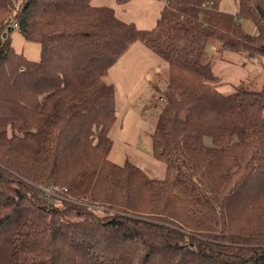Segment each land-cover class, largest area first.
Listing matches in <instances>:
<instances>
[{"label":"trees","instance_id":"1","mask_svg":"<svg viewBox=\"0 0 264 264\" xmlns=\"http://www.w3.org/2000/svg\"><path fill=\"white\" fill-rule=\"evenodd\" d=\"M92 1L0 0V264H264V89L223 94L206 52L264 62V0L234 16L159 0L151 30ZM14 23L38 61L11 47ZM134 42L168 67L150 134L160 180L107 158L108 73Z\"/></svg>","mask_w":264,"mask_h":264},{"label":"rangeland","instance_id":"2","mask_svg":"<svg viewBox=\"0 0 264 264\" xmlns=\"http://www.w3.org/2000/svg\"><path fill=\"white\" fill-rule=\"evenodd\" d=\"M238 2L219 0L217 8L234 16ZM92 5L111 8L118 20L133 23L138 30H151L163 3L156 0H93ZM240 24L248 35L254 34L255 26L251 21L240 19ZM9 39L16 53L30 61L40 59V46L26 42L14 26ZM144 47L139 42L132 43L109 70V80L115 87V120L109 130L111 147L107 158L117 165L129 161L150 177L160 180L166 176V168L151 154L150 134L163 108L158 97L165 88L168 67L158 55ZM216 49L211 43L206 52L213 73L223 83L220 88L223 94L232 93L234 87L249 91L264 89V62L258 55L231 51L217 53ZM204 141L208 144L210 140ZM60 200L58 195L54 203L59 205Z\"/></svg>","mask_w":264,"mask_h":264},{"label":"built area","instance_id":"3","mask_svg":"<svg viewBox=\"0 0 264 264\" xmlns=\"http://www.w3.org/2000/svg\"><path fill=\"white\" fill-rule=\"evenodd\" d=\"M156 1H159V0H156ZM13 26L17 28V24H16V23H14ZM41 190H42L47 196H48V195L53 196V190H52V189H49L48 187H43V188H41ZM63 192H65V189H63Z\"/></svg>","mask_w":264,"mask_h":264},{"label":"crops","instance_id":"4","mask_svg":"<svg viewBox=\"0 0 264 264\" xmlns=\"http://www.w3.org/2000/svg\"><path fill=\"white\" fill-rule=\"evenodd\" d=\"M159 2V1H158ZM244 29V28H243ZM254 34H255V32H254ZM145 49H147L146 47H144ZM148 51H150L149 49H147ZM139 52V51H138ZM151 52V51H150ZM167 70H168V68H167ZM108 75H109V73H108ZM110 78V77H109ZM112 83V82H111ZM113 84V83H112ZM113 86H114V84H113ZM114 89H115V87H114Z\"/></svg>","mask_w":264,"mask_h":264}]
</instances>
